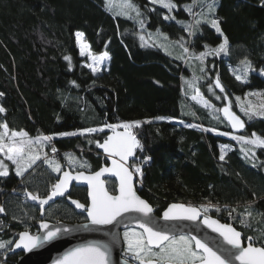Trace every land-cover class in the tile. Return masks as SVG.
I'll list each match as a JSON object with an SVG mask.
<instances>
[{"label":"trees","instance_id":"obj_1","mask_svg":"<svg viewBox=\"0 0 264 264\" xmlns=\"http://www.w3.org/2000/svg\"><path fill=\"white\" fill-rule=\"evenodd\" d=\"M104 1L0 0V92L4 93L0 96V106L6 109V113L0 114V123L7 122L11 130L22 129L35 137L39 132L52 135L101 127L104 123L139 120L141 126L133 131L142 150H135L130 164L148 157L140 165L142 175L137 176L136 189L152 205L155 214L171 201L198 207L201 202L215 203L221 208L219 215L234 227L262 228L256 233L264 234V167L261 166L264 149H256L255 159H246L237 141L220 134L231 132L215 112L225 102L218 88L214 87V92L220 95L219 100L208 91L213 76L219 74L229 96H241L250 90L264 92V76L259 74L264 69V0H216L214 15L229 46L225 53L205 58L204 68L211 77L199 72L197 61H190L196 65L189 68L184 59H178L182 55L179 48L165 51L155 46H140L135 37L139 29L126 25L128 20L111 12ZM132 2L140 8L141 19L145 21L141 31L145 33L157 36L156 30L160 29L169 41L183 37L197 53L205 51V44L215 48L222 41L223 37L207 24H202L193 36L184 30L183 24L194 23L199 18L196 14L207 11L201 7L207 0H173L177 4L171 12L173 20H165L168 10L153 5L150 0ZM188 8L192 11H187ZM76 31L85 33L94 53L109 52V68L93 75L83 67L86 58L79 55ZM64 55L72 57L71 68ZM246 58L254 70L247 82H240L229 69L241 74L240 61ZM208 65L213 67L206 68ZM194 70L203 77L195 82L214 106L213 110L190 101L191 92L184 81ZM231 109L245 122L244 131L232 135L250 137L256 132L264 137V119L249 120L234 105ZM161 116L171 119H157ZM145 120L151 123H143ZM185 124L199 127L189 128ZM213 128L216 131H204ZM109 133L105 130L84 136L54 135L51 143L62 163H65L63 153L70 152L87 161L90 170H82L90 172L106 161L96 144L88 140L101 143ZM220 143L233 146L224 161L219 160ZM48 150L46 147L45 152L49 153ZM10 167L9 176L0 177V207L5 209L0 213V242H14L25 228L32 234L37 232L40 209L21 193L27 188L45 196L57 176L42 163L24 177H17L15 168ZM70 195L86 202L79 189L72 188ZM246 211L252 215L241 223ZM44 219L74 223L84 221L85 217L63 198L45 209ZM8 250L0 249V262ZM19 256L20 253L7 254L5 261L13 264Z\"/></svg>","mask_w":264,"mask_h":264},{"label":"snow or ice","instance_id":"obj_2","mask_svg":"<svg viewBox=\"0 0 264 264\" xmlns=\"http://www.w3.org/2000/svg\"><path fill=\"white\" fill-rule=\"evenodd\" d=\"M112 0H106L110 4ZM153 5H160L162 8L168 10L169 14L164 16L165 20H173L174 16L171 12L177 8V4L173 0H150ZM120 11L117 15L125 16L127 18H135L140 24L141 28L145 21L141 19L142 13L138 5L132 0H121L119 5ZM201 7H206L207 11L196 14L199 18L194 23L183 24L184 30L188 32L189 36H193L199 31L202 24H207L215 29V32L224 37L222 42L215 48H210L207 44L204 45L205 51L199 53L190 49L188 43L181 37L179 41H169L166 34L156 30L158 37H163V41L159 44L151 42V34L146 40L144 35H140L141 46H155L163 48L168 51L170 47L179 46L182 49V55L178 59H184L185 63L192 67L190 61L195 60L199 62V72L205 73L204 61L208 55H220L225 53L229 46L228 38L224 35L220 21L215 17V10L217 7L216 0H207L206 4L201 3ZM155 10V9H153ZM191 12L192 9L188 8ZM132 14H135L133 17ZM183 23V22H181ZM75 44L79 49L81 57H87L88 63L83 64V67L90 69L93 75L101 71V66L105 61H109L111 56L107 50L101 54L96 55L91 50V45L85 38L83 31H76L74 33ZM107 48V43L105 44ZM171 54V53H169ZM63 59L68 62L69 68L72 67V57L64 55ZM243 66L242 73L236 74L235 70L229 69L234 73L235 79L240 82H247L248 76L254 70L247 58L240 61ZM259 74L264 76V69H261ZM203 78L195 74L191 80H185L184 83L187 89L194 93L191 99L198 104H202L205 108L213 110L214 106L205 100L195 81ZM184 78L182 77V80ZM74 85L75 81H72ZM78 86V85H77ZM213 87L218 88L220 92L225 89L220 83L219 74L215 80L208 85V91L215 95ZM186 95L189 92L185 93ZM4 93L0 92V96ZM249 97H256L258 104L254 103ZM264 92L255 91L245 93L242 101L239 96L236 97L237 105L240 111L251 120L253 117H264ZM216 99H221L216 96ZM225 101L228 96L223 97ZM215 112L222 113L225 120L234 131L243 130L245 122L231 110L230 104H225L223 108L215 109ZM6 113V109L0 106V114ZM193 115H195L193 113ZM159 120L171 119L166 117H157ZM141 121L122 122L119 124L104 123L101 127H87L78 129L76 131H65L54 133L52 135H45L39 132L38 135L32 137L25 130H11L7 122L0 123V177H8L10 172V165L15 168V175L17 177H24L25 173L36 164L37 161L43 159L44 164L48 166L52 173H56L55 183L51 184L48 194L45 198L35 194L33 191L24 189V195L27 199L37 202L43 216L45 205L55 197L70 196L69 186L72 182L83 181L87 185V194L90 198V204L85 206L77 200H71L77 209L86 212V219L88 223L77 226L75 228L52 226L50 227L41 216L39 221V230L37 234H31L25 228L24 231L18 233V239L7 242H0V249L9 250L23 249L24 251H31L39 249L45 245L52 243L60 238L63 233L73 230H94L92 226H106L115 223H124L126 214L137 213L138 217H133V222L136 228L129 227L125 224L126 231L123 233V242L126 245L125 255L131 261L137 264H264V244L261 246H254V238L249 236V243L247 246H242V236L231 224L221 223L220 220L212 218L208 215L211 205H201L194 207L191 205H184L179 203H170L166 210L162 213L164 221H190L197 225H202L211 232L217 233L222 239V243L217 241L214 244L199 238L196 235H175L166 228L156 226V220L153 217V208L144 199L137 195L134 189V176L142 175L141 164L148 160L144 157L143 161L130 164L129 158L134 157L136 149L142 150L140 140L137 138L133 129L141 126ZM143 123H151L145 120ZM185 127L197 128L196 124H185ZM105 129L110 130L103 143L98 141L88 140V143H95L96 147L103 149L106 154V159L111 161L110 167H100L98 171H90L85 174L82 169H89L91 166L87 161L78 160L70 153L65 154L66 164L69 169L66 170L61 166L56 159V155L49 157L45 152V148L49 147L51 153L58 154L57 148L52 145L54 135L62 137L84 136L85 134L103 133ZM117 129H123L118 131ZM204 131L214 132L216 129H204ZM222 135H231L230 133H220ZM232 139L237 141L240 145V151L244 154L246 159H255L256 149H264V137L253 132L251 136L246 135H232ZM228 147L221 146L219 160L224 161L227 155ZM6 162H10L6 163ZM255 166V165H253ZM264 167V165H261ZM74 170V171H73ZM102 177H104L102 179ZM115 177L118 182L115 191L118 194H112L107 188L106 184L112 182L111 178ZM5 209L0 207V213ZM220 211L219 208L216 209ZM235 209H232L234 212ZM232 212H229L231 217ZM251 211H246L241 223L244 219L251 216ZM110 255V248L107 244L100 242L88 243L77 246L63 254V256L56 259L54 264H108ZM124 264H130L129 260H125Z\"/></svg>","mask_w":264,"mask_h":264},{"label":"water","instance_id":"obj_3","mask_svg":"<svg viewBox=\"0 0 264 264\" xmlns=\"http://www.w3.org/2000/svg\"><path fill=\"white\" fill-rule=\"evenodd\" d=\"M234 113L236 115H238L236 112H234ZM219 114H220L221 118L223 119V121L227 124V126L231 132L239 134V133H242L244 131V129L239 130V131H234L231 128V126L228 124V121L224 119L223 114L222 113H219ZM117 130L123 131V129H117ZM110 134H111V132L108 135H110ZM101 143H103V142H101ZM97 149H98V152L104 156L105 161H106V164L102 165L101 167H110L111 161L106 159V154L103 152V149H99V148H97ZM130 159L131 158H129V163H130ZM62 167H64L66 170L69 169V167L65 163H62ZM98 170H99V168L95 171H98ZM85 174H89V172L85 171ZM103 178L104 177H102V179ZM111 179L115 180V177H112ZM137 180H138V177L134 176V181H135L134 189L136 191H137V189H136ZM117 183L118 182H116V186H117ZM73 187H84V188H86L87 202L84 204L87 207V205L90 204V198L88 197V194H87L88 190H87L86 183L83 181L72 182L69 186L70 193H71V190ZM106 188H107V184H106ZM111 193L112 194H118L116 191L111 192ZM137 195H139L138 191H137ZM21 196L26 198L24 195V192L21 193ZM46 196L47 195L41 196V198H45ZM63 198L65 199L66 203L74 209L75 212L82 213L84 215V217H85L84 221L74 222V223L64 222V221L52 222V221L44 219V212H43V216H42L41 210H40L39 218L41 219V216H42L43 220L45 222H47L50 227L61 226V227L75 228L77 226L88 223V221L86 219V216H87L86 212H84L81 209H77L75 207V205H73L71 203V200H77L80 203H83V202H81L77 198L72 197L71 195L70 196L65 195L63 197L53 198V200L50 201L49 204L45 205L44 211L51 204H53L56 201H58L59 199H63ZM141 199H144L146 202H148L143 197H141ZM27 200L29 201L30 204L36 205L39 207L37 202L31 201L29 199H27ZM170 203H179V204H184L186 206L191 205L194 207H198L196 205L187 204V203L181 202V201H171ZM170 203H168V205ZM168 205L163 209V211L166 210ZM163 211L161 212L160 215H157L154 212L152 213L153 217L156 220V226L157 227L166 228L167 230L171 231L175 235H179V234L196 235L199 238L204 239L206 241L209 240V237H212V239H214L215 242L219 241L222 243V239L218 236L217 233L211 232L210 229H207L202 225H197L196 223L190 222V221H167V222L164 221L162 219ZM138 216H139V214H137V213L126 214L124 223H115L114 222L112 225L92 226L94 230H73V231H69L67 233H63L58 240H56L52 243H49L42 248L33 249L31 251H24L22 248L21 249H15V250H8L7 254L20 253V256L18 257L17 261L13 264H54V262L56 261L57 258L63 256V254L65 252H67V251H69V250H71L77 246H80L83 244H88V243L100 242L103 244H107L110 248V255H109L108 264H124L125 259L122 258V256H121V254H122L121 230L126 228L125 224H127L129 227L136 228V225L133 222V217H138ZM214 219H216V218H214ZM38 230H39V223L37 225V232H38ZM37 232L34 234H37ZM16 239H18V235H17ZM6 255H4L3 260L0 262V264H10V263H7L5 261ZM237 264H238V262H237Z\"/></svg>","mask_w":264,"mask_h":264},{"label":"rangeland","instance_id":"obj_4","mask_svg":"<svg viewBox=\"0 0 264 264\" xmlns=\"http://www.w3.org/2000/svg\"><path fill=\"white\" fill-rule=\"evenodd\" d=\"M104 1V0H103ZM104 4H105V6H106V8H109V10L111 11V12H113L114 14H116L117 12H119L120 11V7H119V5H120V3H121V0H112V2L110 3V4H107L106 3V0L103 2ZM117 15V14H116ZM133 15V17H134V15L135 14H132ZM195 15V14H194ZM118 16V15H117ZM121 16V15H120ZM123 18H125V20H128V21H126V25H131L132 24V26H136L138 29H139V31H136L135 32V37L137 38V41H138V43H139V45L141 46V41H140V39H139V36L140 35H144L145 36V38H146V40L148 39V36H149V34L148 33H145V32H143V31H141L143 28H141V26H140V24L137 22V20L135 19V18H127V17H125V16H122ZM129 19H130V23H129ZM119 23V22H118ZM144 26V25H143ZM141 28V29H140ZM224 38V37H223ZM223 38H222V40H223ZM87 40V39H86ZM88 41V40H87ZM163 40H160V39H158V37L156 36V35H154V34H151V42H162ZM185 41V40H184ZM89 42V41H88ZM185 42H187V41H185ZM222 42V41H221ZM89 44H90V42H89ZM91 45V44H90ZM179 48V46H175V47H170L169 49H168V51H173V50H177ZM91 50H92V48H91ZM182 50V49H181ZM93 51V50H92ZM180 52V48H179V51H178V53ZM94 53V52H93ZM102 52H100V53H94V54H96V55H99V54H101ZM85 58H86V60H85V63H88V60H87V57L85 56ZM198 62V61H197ZM84 63V64H85ZM110 65H111V59L109 60V61H105L103 64H102V66H101V71L103 70V69H107V68H109L110 67ZM192 65H196L195 63H192ZM198 65H199V62H198ZM189 67V66H188ZM213 66L212 65H208V67H206V68H212ZM189 68H191V67H189ZM100 71V72H101ZM99 72V73H100ZM242 73V72H241ZM98 74V73H97ZM195 74L197 75V76H200V73L199 72H195ZM238 74H240V72H238ZM193 75H194V73H192L191 74V76L189 77V79L188 80H191L192 79V77H193ZM205 75H206V77H211L210 76V73L207 71V69H206V71H205ZM215 77H216V75H214L213 76V80H215ZM195 84H198V83H196L195 82ZM198 86V88H199V84L197 85ZM200 91V90H199ZM213 91H214V87H213ZM220 91V90H219ZM255 91H261V90H250V91H248V92H255ZM248 92H246V93H248ZM262 92V91H261ZM201 93V92H200ZM222 93V97H224L225 95H227V93L224 91V92H221ZM192 94H194V93H191L190 95H192ZM202 95V94H201ZM214 96H220V95H214ZM228 96V100L227 101H225L224 100V102H225V104H230L231 105V108L233 107V105L235 106V108L237 109V111L239 112V114L241 115V116H243V117H245V118H248L247 116H245L244 115V113L243 112H241L240 111V107L237 105V102H236V97L237 96H239L240 98H241V100L243 101L244 100V96H245V94L244 95H235V96H229V95H227ZM202 97L204 98V96L202 95ZM205 99V98H204ZM249 99L250 100H252L254 103H256V104H258L259 103V101L256 99V97H249ZM262 99H264V97H262ZM206 100V99H205ZM190 101H192V102H194V103H196V104H198L196 101H193L192 99H191V97H190ZM200 105H202V104H200ZM203 106V105H202ZM225 106V105H224ZM223 106V107H224ZM253 118H262V119H264V117H253ZM252 118V119H253ZM128 122H133V121H128ZM120 123H122V122H120ZM119 124V123H118ZM105 130H108V129H105ZM104 130V131H105ZM108 131H110V130H108ZM226 133H230L231 135H226L227 137H232V133H234V132H226ZM234 134H236V133H234ZM238 143V142H237ZM239 144V143H238ZM221 146H227L228 147V151H230L232 148H233V146H231L230 144H228V143H220L219 144V152H220V148H221ZM239 146H240V148H241V145L239 144ZM227 151V152H228ZM48 155H49V157H52L53 155H56V154H53V153H51V150H50V148H49V150H48ZM66 153H70V152H65V153H63V155H64V157H65V154ZM70 154H72V153H70ZM74 157H76L78 160H81V161H84L83 159H81L79 156H77V155H74V154H72ZM56 159L58 160V162H60V164H61V166H62V161L61 160H59L57 157H56ZM6 163H9L10 164V162H6ZM39 163H42L43 165H44V167H45V169L47 170V171H49V172H51V170L48 168V166L46 165V164H44V162H43V159H41V160H39V161H37L36 162V164L35 165H33V167L31 168V169H29L28 171H31L37 164H39ZM65 163H66V160H65ZM67 165V164H66ZM11 166V165H10ZM68 166V165H67ZM14 167V166H13ZM69 167V166H68ZM10 168H12V167H10ZM52 173V172H51ZM54 175L56 174V173H53ZM57 175V174H56ZM137 184H138V181H137Z\"/></svg>","mask_w":264,"mask_h":264},{"label":"flooded vegetation","instance_id":"obj_5","mask_svg":"<svg viewBox=\"0 0 264 264\" xmlns=\"http://www.w3.org/2000/svg\"><path fill=\"white\" fill-rule=\"evenodd\" d=\"M106 163L102 164L105 165ZM112 182L107 183V188L110 192H115V188H116V181L114 179H111ZM137 184V183H136ZM76 189H79L80 192L84 193L85 197H86V202H87V196H86V188L84 187H73ZM85 202V203H86ZM149 203V202H148ZM150 204V203H149ZM151 205V204H150ZM201 205H211V207L209 208V212L208 215H210L213 218H216L218 220H220L222 223H228L231 224L230 222H228V220H226L224 217H222L221 215H219V212L216 211L217 208L221 209L218 205H216L215 203H203L201 202L199 206ZM152 206V205H151ZM153 208V207H152ZM165 208V207H164ZM163 208V209H164ZM154 209V208H153ZM163 209H161L160 211H158L157 215H160L161 212L163 211ZM232 225V224H231ZM233 226V225H232ZM234 227V226H233ZM134 228V227H132ZM237 231H239L241 233L242 236V246H247V244L249 243L248 241V237L251 236L254 238V246H261L262 244H264V234H258L256 233V230H263L262 228H255L252 226H247V225H243V226H238V227H234ZM127 229L124 228L121 230V239H122V258H124L125 260H129V262L131 264H137V262L135 261H131L130 258L128 256L125 255V247L126 245L123 242V233L124 231H126ZM137 231H141L140 229L136 228ZM187 235V234H185ZM209 243H215V240L212 239V237H209L208 240Z\"/></svg>","mask_w":264,"mask_h":264}]
</instances>
